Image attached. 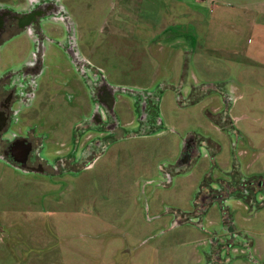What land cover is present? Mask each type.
<instances>
[{"label":"rangeland","instance_id":"374dc122","mask_svg":"<svg viewBox=\"0 0 264 264\" xmlns=\"http://www.w3.org/2000/svg\"><path fill=\"white\" fill-rule=\"evenodd\" d=\"M62 4L68 22L46 24L55 42L13 126L78 147L85 96L69 80L87 76L57 44L71 36L119 97L117 130L55 177L0 159V264H264V188L246 184L264 180V0ZM31 49L13 39L7 66ZM223 181L235 190L202 206Z\"/></svg>","mask_w":264,"mask_h":264},{"label":"flooded vegetation","instance_id":"af4514ba","mask_svg":"<svg viewBox=\"0 0 264 264\" xmlns=\"http://www.w3.org/2000/svg\"><path fill=\"white\" fill-rule=\"evenodd\" d=\"M50 21H62L67 24L68 17L62 0H18L13 4L0 0V159L26 174L55 177L59 172L58 164L65 165L66 161L77 154H89L90 143H96L97 140L115 133L119 118L116 113L119 97L107 82L105 75L96 71H89L90 74L86 72L88 62L78 52L69 36L66 43L57 41V44L70 56L73 66L87 76L85 81L81 80L84 77L80 79L83 85L75 77L69 80L73 81L85 96L83 121L76 127L73 135L78 136L76 130L80 129L82 140L77 139L78 147L76 150L72 146L67 150L54 149L49 138L42 137V134L36 132L37 129H32L28 123L24 124L25 126H13L19 122L23 109L32 104L48 55L46 44L55 42L44 33L45 26ZM48 29H51L50 32H56L50 26ZM24 33L31 37L32 49L21 62V66L12 69L6 64L4 51L13 39ZM194 150L195 143L185 146L183 157L179 160L180 165L191 164ZM260 179L246 183L251 191L256 192L264 188V180ZM231 185L234 184L223 181L216 188L205 186V190L200 191L202 206L233 192L235 189ZM229 241L230 239L226 238L224 242L229 245Z\"/></svg>","mask_w":264,"mask_h":264}]
</instances>
